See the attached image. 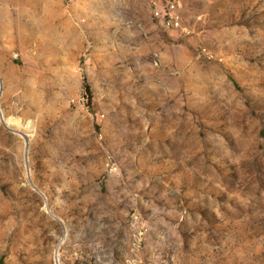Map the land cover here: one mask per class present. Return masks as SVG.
<instances>
[{
  "label": "rangeland",
  "instance_id": "1",
  "mask_svg": "<svg viewBox=\"0 0 264 264\" xmlns=\"http://www.w3.org/2000/svg\"><path fill=\"white\" fill-rule=\"evenodd\" d=\"M117 1L0 0V264H264V0Z\"/></svg>",
  "mask_w": 264,
  "mask_h": 264
},
{
  "label": "built area",
  "instance_id": "2",
  "mask_svg": "<svg viewBox=\"0 0 264 264\" xmlns=\"http://www.w3.org/2000/svg\"><path fill=\"white\" fill-rule=\"evenodd\" d=\"M89 0H63L64 8L68 11L78 9ZM152 21L165 29H173L179 26L181 14L179 12V0H143ZM77 22H83L79 18Z\"/></svg>",
  "mask_w": 264,
  "mask_h": 264
},
{
  "label": "crops",
  "instance_id": "3",
  "mask_svg": "<svg viewBox=\"0 0 264 264\" xmlns=\"http://www.w3.org/2000/svg\"><path fill=\"white\" fill-rule=\"evenodd\" d=\"M117 0H96V2H100V3H111V4H116ZM118 4H123V5H127V6H132L134 5L135 7H146L145 3L143 2V0H121V1H117ZM147 9V7H146Z\"/></svg>",
  "mask_w": 264,
  "mask_h": 264
},
{
  "label": "trees",
  "instance_id": "4",
  "mask_svg": "<svg viewBox=\"0 0 264 264\" xmlns=\"http://www.w3.org/2000/svg\"><path fill=\"white\" fill-rule=\"evenodd\" d=\"M83 90L87 91L86 85H83Z\"/></svg>",
  "mask_w": 264,
  "mask_h": 264
}]
</instances>
